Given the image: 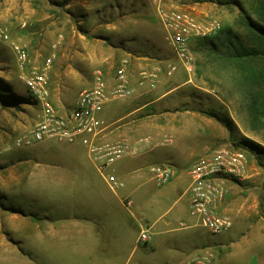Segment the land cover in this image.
Segmentation results:
<instances>
[{
    "label": "rangeland",
    "instance_id": "rangeland-1",
    "mask_svg": "<svg viewBox=\"0 0 264 264\" xmlns=\"http://www.w3.org/2000/svg\"><path fill=\"white\" fill-rule=\"evenodd\" d=\"M180 1L181 9L199 16H218L223 25L234 28L241 35L245 33V27L239 23L242 10L238 2L249 10L252 0ZM156 8L150 0H0V26L9 35L0 39V79L5 87L23 96L19 106L8 104L14 108V126L11 129L14 143L2 158L51 159L49 156H52L53 150L47 149L44 144H54L52 139L44 144H15L16 136L27 133L41 111V104L25 83V77L35 67L42 71L47 59L53 57L46 70L50 99L55 106L64 104L73 108L82 90L94 80L97 70L103 72L107 83L113 87L118 66L128 59L126 69L135 93L106 104L103 115L110 124L109 129L124 123L134 125V129L129 128L128 131L135 136V140L143 144H158V152L168 154L167 149L171 147L169 141L172 136L175 137L169 127L179 124L178 113L185 110L205 113L229 132L227 138L213 144L215 147L230 146L247 153V171L249 174L251 167L254 174L251 178L247 176L233 181L238 184L237 194H250L251 206L264 212V127H252L253 121L246 108L248 102L243 96V83L237 74L232 73L236 67L224 54L227 50L220 43V31L209 37L212 39L208 42H194V66L188 71L170 49ZM16 44L27 50L28 59L24 63ZM170 64H177L172 75L167 73ZM145 69L157 72L154 85L150 80L139 85L140 73ZM80 71H84L82 80L77 77ZM162 94L160 101L134 115L125 116L128 111ZM157 125L163 127L161 134L154 129ZM116 139L126 140L127 136L111 138ZM54 146L67 151L61 148L63 144L56 143ZM168 183L155 184V190L167 187ZM34 193L33 189L19 191L13 188L7 189L2 197L0 189V264L47 262L46 254L38 258L32 255V242L14 243V235L6 234L2 228L3 224L7 229L12 226L8 211L28 213L36 210L38 200ZM178 196L174 194L164 202L174 204ZM161 204L159 207L163 206Z\"/></svg>",
    "mask_w": 264,
    "mask_h": 264
},
{
    "label": "crops",
    "instance_id": "crops-1",
    "mask_svg": "<svg viewBox=\"0 0 264 264\" xmlns=\"http://www.w3.org/2000/svg\"><path fill=\"white\" fill-rule=\"evenodd\" d=\"M79 74L82 80L84 71ZM162 98L163 94L125 116ZM9 106L0 100L1 196L7 189H33L38 202L34 212H6L12 226L7 229L3 224L2 228L14 239L21 238L13 239L14 243L32 242V255L38 258L46 254V264H264V212L251 206L250 194H237L235 179L223 181L227 195L219 208L221 214L232 218L229 230L213 233L191 210L190 165L229 135L216 119L200 111L178 113L179 124L169 127L175 137L169 141L168 154L158 152V144L135 140L128 131L134 125L124 123L109 129L107 137L127 136L129 148L125 156L101 172L83 144L54 138L49 139L63 144L61 148L67 151L45 142L49 139L41 141L53 150L51 159L2 158L14 143V108ZM56 107L62 113L70 110L64 104ZM162 128L154 127L160 134ZM155 163L177 170L167 189L161 186L155 190L159 184L150 171ZM109 174L123 185L111 184ZM253 174L250 167L249 178ZM174 194L179 195L174 204L164 202ZM127 200L133 203L129 207ZM145 227L152 231V239L139 243L138 234Z\"/></svg>",
    "mask_w": 264,
    "mask_h": 264
},
{
    "label": "built area",
    "instance_id": "built-area-1",
    "mask_svg": "<svg viewBox=\"0 0 264 264\" xmlns=\"http://www.w3.org/2000/svg\"><path fill=\"white\" fill-rule=\"evenodd\" d=\"M150 1L157 7V16L164 26L170 49L183 66L191 71L194 66V42L217 34L224 26L222 20L215 15L199 16L187 9H181L180 0ZM8 37L0 26V39ZM15 47L21 62L27 61V50L19 44ZM52 59L53 57L47 59L42 71L35 67L25 77L26 86L41 104V111L33 127L27 133L16 136L15 144L30 145L49 138L73 144L80 142L86 147L99 170L104 172L107 166L125 156L129 148L125 139L111 140L107 137L110 124L103 115L109 101L124 99L135 93L126 69L128 59H124L118 66L113 87L109 86L103 72L97 70L94 73V82L82 90L75 106L66 113H62L50 99L46 70L49 69ZM176 69L177 64H170L167 66V73L172 75ZM140 75L139 85L148 80L152 85L156 83L157 72L145 69ZM248 161V155L242 149L221 145L194 160L189 167L191 210L198 216L202 226L213 233L225 232L233 225L231 216L221 214L219 210L227 195L223 181L245 179L248 176ZM150 171L159 185L168 183L177 174V170L166 163L152 164ZM108 180L113 185H123L117 181L115 175L109 174ZM126 204L129 207L133 203L127 200ZM152 234L149 228H143L138 234V242H149Z\"/></svg>",
    "mask_w": 264,
    "mask_h": 264
},
{
    "label": "trees",
    "instance_id": "trees-1",
    "mask_svg": "<svg viewBox=\"0 0 264 264\" xmlns=\"http://www.w3.org/2000/svg\"><path fill=\"white\" fill-rule=\"evenodd\" d=\"M241 8L239 23L245 27V33L235 32L232 27L220 29V43L226 47L225 55L229 63L236 67L232 73L242 81L243 96L247 100L246 108L252 118V127H264V0H252L249 10L238 2ZM202 38L198 42L209 41ZM0 100L4 104L20 105L22 95L5 87L0 79Z\"/></svg>",
    "mask_w": 264,
    "mask_h": 264
}]
</instances>
